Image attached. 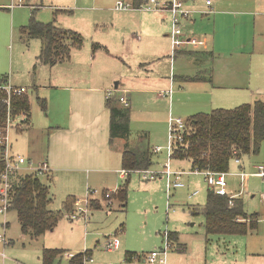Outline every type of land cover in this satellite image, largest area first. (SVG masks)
Instances as JSON below:
<instances>
[{
    "label": "rangeland",
    "instance_id": "rangeland-1",
    "mask_svg": "<svg viewBox=\"0 0 264 264\" xmlns=\"http://www.w3.org/2000/svg\"><path fill=\"white\" fill-rule=\"evenodd\" d=\"M126 1L130 3L132 0ZM157 1L161 5L166 2V0ZM169 1L174 2L175 0ZM2 4L11 6L4 7ZM117 4L118 0H24L22 3L19 0H0V75L9 74L16 84L28 85L27 94L32 104L31 136L28 131L26 132V127H23L22 132H18L15 123L21 117L13 122L14 125L9 130L8 137L12 155H22L28 161L33 162L36 167L46 161L45 143L48 142L44 134L43 116H48L49 113H44L41 109L38 98L44 95L41 91L38 93L35 86L48 83L51 77L52 80L58 77L61 68L65 70L68 68L65 64L55 71H51L50 66L43 68L40 65L34 68L35 58L40 54L42 41L40 39L24 40L20 32V28L28 25L34 14L39 22L56 21L55 24L59 27L73 30L83 36V48L72 52V55L73 53L78 54L75 58L78 63L73 72L80 71L86 74V78L91 76L97 80L101 79V82L114 79L111 84L113 87L116 82L120 81L117 77H121L124 79L123 83H127L129 87L149 88L154 91L147 95L149 100L155 101L156 98L166 100L160 105L153 103L152 106L145 107L143 111L146 114H142L141 117L154 121L152 129L147 130L155 136L150 146L154 161L150 170L161 172L168 161L172 170H175V161L171 159L169 150L170 120L181 118L186 121L199 112L187 114L189 100L181 97L174 112L171 110L168 112L165 134L163 127H160L159 120L164 118V107L166 104L168 108L170 97L161 96L160 91L154 89H160L161 81L168 82L166 76L169 69L167 71L165 65H158L157 60L151 63L152 60H148L147 56L153 45L158 44L154 35L155 26L161 24L158 32L164 33L163 35L170 26L165 29L162 25L167 21L166 18H162L166 16L162 14L165 13L162 10L147 11L143 6L139 11H134L132 8L120 13L116 11ZM4 8H9L10 11ZM57 8L67 12H56ZM143 24H147L153 30H147L146 34H142L140 31ZM96 44L101 47L94 50ZM105 46L110 52L105 49ZM189 60L191 59H179L180 74L186 71L182 62L190 63ZM144 63L148 65H142ZM59 81L63 82L60 78ZM134 96L136 107H141L143 95L135 93ZM214 109L219 108L200 112L209 113ZM58 110L59 108L55 112ZM54 117V114H51L49 120ZM140 125L146 129L148 127L147 124L140 123ZM29 138L45 146L40 147L41 153L31 156L33 160L27 158ZM157 148L159 152L155 153ZM242 159L243 161L250 159V163L246 164V171L254 173L255 171L250 172L253 169L252 166L260 161L259 159H264V145L259 155L244 156ZM181 162H184L182 169H185L186 174L181 177L180 181L185 184V189H174L169 179L164 177L145 181L136 171L132 173L128 184V205L124 206L118 200L113 199V206L105 203L102 210H93L91 204L100 202L90 200L91 210H88L87 220L83 217L74 219L69 215L78 209L74 205L68 215L63 212L65 216L54 231L38 238L22 232L15 210L10 209L0 213V236L2 237L0 264H44L45 248L65 250L64 255L59 257L54 264H73L70 255H74V258L82 253L84 257L78 259L83 258L84 260L87 259V255L89 256L86 261L84 260V264H128L124 262L127 252L135 253L142 258V261L134 260L133 264H149L144 262L146 256L153 251L165 248L168 233H176L177 240L171 243L166 256V264H235L236 262L243 264L247 259L263 261L264 256L257 254L264 255V222L262 221L264 219V182L257 177L242 181L237 175L242 170L232 160L227 176L228 193L238 195L244 202V210L249 215L258 213L261 221L258 230L248 235L207 237L204 216L202 214L193 215L191 208L205 205L210 186L204 174L190 169L189 161L182 160ZM26 173L31 172L24 171L21 174ZM57 175L61 176V180L56 179ZM83 175L84 173L79 172L59 173L56 171L53 175L41 176L50 190L52 202L49 208L51 211H63L64 204L69 197L80 200L82 202L80 206L85 209L87 199L101 198L102 186H99L101 183L97 181L98 186L91 183V189L97 191L91 194L92 191L88 192L84 184ZM125 183L123 181L122 184ZM107 193L111 194V198L105 197ZM105 194L104 200L110 202L114 192H105ZM116 237L121 242L120 249L107 250L106 241ZM207 238L211 239L209 243H206Z\"/></svg>",
    "mask_w": 264,
    "mask_h": 264
},
{
    "label": "crops",
    "instance_id": "crops-1",
    "mask_svg": "<svg viewBox=\"0 0 264 264\" xmlns=\"http://www.w3.org/2000/svg\"><path fill=\"white\" fill-rule=\"evenodd\" d=\"M119 1L125 2L126 0ZM180 1L183 2L185 10L191 12L188 19L182 20L183 35L188 38L201 40L205 45L197 48L192 46H183L180 49L173 48V14L162 10L165 12L162 14L166 15L162 16V18L167 19L162 25L165 29L168 26L170 28L163 35L164 33L158 32L161 24L155 26L154 35L158 44L153 45L147 58L152 60L151 63L157 60L158 65H165L167 71L169 69L166 76L168 82L161 81L160 89H154L155 91L159 90L161 96L170 97V100L166 98L170 103L168 108L165 104L164 118L159 120L164 134L168 125V112L170 110L174 112L175 106L180 103L181 97L189 100L187 114L206 113L200 111L212 108L224 109L233 106L236 108L238 105L241 106L240 104H253L256 101L264 102V0ZM126 2L133 6L134 11H139L149 3V0L146 2L141 0ZM172 3L166 0L163 5ZM2 6L11 5L2 4ZM4 9L10 11L9 8ZM60 11L67 12L66 10L56 9V12ZM116 11L123 13L119 10ZM147 30H153V28L143 24L140 32L146 34ZM105 49L110 52L106 46ZM77 57L78 54L73 53L70 61L51 67V71H55L64 64L68 65L67 70L61 68V72L57 75L58 77L53 80L51 77L48 83L35 86L37 92L41 91L44 95V97L38 98L40 106L42 101L46 102V110H43L42 107L41 109L44 113H49L48 116H43L44 134L48 142L47 144L45 143L47 148L46 161L51 169V175L56 171L59 173H84L82 179L88 192H97L91 189V183L98 186L96 182L99 181L101 183L99 186H102V196L101 198H92V200L100 202L95 204L96 206L93 210H102L105 203L114 205V200H110L111 203L104 200L103 194L105 192L118 191L123 186V181L130 182L132 173L136 172L128 173L123 168L125 144L150 147L155 137L147 131L152 129L154 121L141 117L142 114H146L143 109L152 106L153 103H159L160 105L166 100L160 98H156L155 101L149 100L147 95L154 91L149 88L137 89L132 86L129 87L127 83H123L124 79L121 77H117L120 81L116 82L115 87H113L111 84L114 79L101 82V79L97 80V78L91 76L86 78V74L80 71L73 72L74 67L78 63L75 61ZM180 58L191 59L189 60L190 63L182 62V66L186 69L182 74L179 73L180 70L178 69ZM142 65L148 64L144 63ZM41 66L45 67V65ZM3 76H8L7 83L17 88L24 87L28 91V85L16 84L9 74H4ZM183 77H196L198 79L197 81L187 82L183 80ZM59 78L63 82H60ZM182 85L185 86L182 87ZM109 93H112V98L125 97L129 101L131 136L127 141L117 139L111 142L110 140L111 114L107 108ZM135 93L143 95L141 107H136L135 105ZM181 94L182 96H180ZM58 108V112H55ZM51 114H54L55 117L49 120ZM26 119L27 116H21L18 122L22 123ZM140 123L147 124V129L141 126ZM15 125L17 126V124ZM23 127H26V132L28 131L31 136V114L29 115V125L17 126L18 132H22L24 130ZM135 130L137 136L135 135ZM28 141L27 158L33 160L31 156L41 153L40 147L44 148L45 146L30 138ZM263 145L264 142L262 147ZM247 159L243 161L241 158V163H236L240 170L246 173V164L250 163V159L248 161ZM259 160L252 166L253 169L250 172L256 171L259 166H264V159ZM173 161H175V170L170 167L172 171L186 173L185 169H182L184 164V162H181L182 160L173 159ZM189 163L190 169L194 171L191 161ZM123 172H126V174ZM55 177L57 180H61V176L57 175ZM163 177L168 178L166 176L161 178ZM171 181H175V177H172ZM185 188L186 186L174 189ZM209 189L210 187L207 195ZM226 189H228V184ZM229 195L231 197H239L238 195ZM73 213L69 215L72 216ZM210 241L211 239L207 238L206 243ZM257 255L264 256L263 254ZM73 256L70 255L71 258ZM124 262H126L125 257ZM243 264H264V260L247 259Z\"/></svg>",
    "mask_w": 264,
    "mask_h": 264
},
{
    "label": "trees",
    "instance_id": "trees-1",
    "mask_svg": "<svg viewBox=\"0 0 264 264\" xmlns=\"http://www.w3.org/2000/svg\"><path fill=\"white\" fill-rule=\"evenodd\" d=\"M20 32L24 40L40 39L42 41L41 51L34 65L35 69L40 65L54 67L68 62L71 60L73 50H81L84 46V38L78 32L61 28L55 22H39L34 14L28 25L20 28ZM100 47L96 44L94 50ZM7 78L8 76L0 77V179L6 169L4 160L6 145L2 139L6 134L9 117L12 124L25 115L26 120L15 124L18 127L28 126L32 111L31 99L27 93L21 95L13 93L9 97L2 89L7 83ZM197 79L183 77V80L187 82L197 81ZM41 106L43 110H46L45 101L41 102ZM107 108L111 114V142L117 139L127 141L131 136V109L123 106L117 98H109ZM263 142L264 102L256 101L234 109H215L209 113L191 116L186 120L183 141L174 143L171 157L191 161L194 171L229 173L234 152H237L239 158L257 156L260 154ZM153 165V153L149 146L125 144L123 168L128 173L148 170ZM12 184L9 194L10 209L17 212L22 232L37 238L55 230L65 216L63 212L67 215L77 201L76 198L69 197L63 211H51L49 206L52 198L49 187L36 173L15 174ZM128 184L127 181L112 195V199L118 200L124 206L127 205L128 200ZM95 206L91 204L92 209H95ZM191 211L193 215L204 216L207 237L248 235L258 230L261 219L258 213L249 215L244 210V202L241 198L231 197L229 194L221 196L211 188L205 205L192 207ZM121 229L123 230V227ZM166 236L170 244L173 240H177L176 233H168ZM64 253L65 250L44 249V264H54ZM137 256L140 257L135 253L127 252L125 260L132 262ZM79 257L84 255L72 258L73 264H84L85 259H78Z\"/></svg>",
    "mask_w": 264,
    "mask_h": 264
},
{
    "label": "built area",
    "instance_id": "built-area-1",
    "mask_svg": "<svg viewBox=\"0 0 264 264\" xmlns=\"http://www.w3.org/2000/svg\"><path fill=\"white\" fill-rule=\"evenodd\" d=\"M20 3L24 2V0H19ZM210 4V2H208ZM133 6L131 4L125 3L123 1H119L116 10L119 11H127L128 9H132ZM145 9L147 11L155 10H165L169 11L173 14V35H172V43L173 48L180 49L183 46H192V47H201L204 46L205 43L201 40L188 38L183 35V28H182V20L188 19L191 15V12L188 10H185L184 4L180 0H175L170 5H161L157 0H150L147 5H145ZM2 89L7 92L8 96L10 97L13 93L14 94H25L27 93V89L24 87L17 88L15 86H12L10 83H6ZM112 93L108 94V99L112 98ZM121 104L125 107H129V101L125 97L119 98ZM24 116V115H23ZM171 134H170V157L172 156L173 152V145L176 141H183V133L185 131L186 121L183 119H174L171 118ZM13 123L11 124V120L9 117L8 126L6 129V134L3 137V142L6 145L5 154H4V160L6 163V169L5 172L1 176V188H0V213L9 211L10 209V202H9V194L13 187L12 179L15 174H21L24 171H30L31 173L42 175H47L51 173V169L47 163V161L43 162L39 166H34L33 162L28 161L26 158L22 156H14L11 152V147L9 143V137L8 133L9 130L12 128ZM159 152V148L155 149V153ZM172 159V157H171ZM233 160L239 164L241 163V158L238 157L237 152H234L233 154ZM145 181L155 180L158 177L161 178L162 176L168 177L170 181V185H172L173 188H183L185 187V184H183L180 179L181 176L186 174L185 172H174L170 169V162L168 161L165 166L164 170L161 172L151 171L148 170H141L138 171ZM196 172H199L196 170ZM126 174V172H123ZM205 175L208 185L212 190H215V192L221 196L228 195L227 192V176L229 173H214L210 171L206 172H199ZM242 181H246L250 179L251 177H257L260 178L264 182V166H259L257 170L254 173H246V172H240L237 174ZM175 177V181H171V178ZM91 192V191H90ZM93 192H91L92 194ZM105 194V193H104ZM103 194V195H104ZM110 193L105 194L106 198H110ZM90 200L87 199L86 202V209L82 208L80 205L82 202L80 200L76 201V207L78 208L74 214H72V218H85L88 219L87 213L88 210H91L89 207ZM232 204V202H231ZM261 221V220H260ZM264 222V219L262 220ZM2 237L0 236V241ZM121 246L120 240L116 237L114 239H108L106 242V249L109 251L119 250ZM171 244L167 240L166 236V246L165 248H162L161 250H156L151 252L148 256H146L144 262L149 264H166V256L168 254V250L170 249ZM134 260L142 261L141 257H135ZM134 260L132 262H126L128 264H133Z\"/></svg>",
    "mask_w": 264,
    "mask_h": 264
}]
</instances>
